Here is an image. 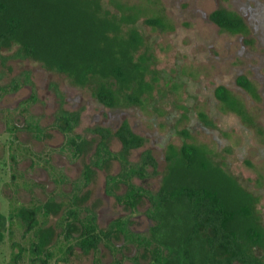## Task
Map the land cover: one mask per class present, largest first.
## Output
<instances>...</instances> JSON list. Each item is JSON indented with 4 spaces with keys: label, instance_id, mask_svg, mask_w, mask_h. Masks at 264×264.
<instances>
[{
    "label": "rangeland",
    "instance_id": "rangeland-1",
    "mask_svg": "<svg viewBox=\"0 0 264 264\" xmlns=\"http://www.w3.org/2000/svg\"><path fill=\"white\" fill-rule=\"evenodd\" d=\"M94 1L115 20L116 32L127 38L128 66L136 74L122 86L115 78L107 81L111 106L97 100L91 85L73 84L64 72L47 69L35 59L0 63V85L20 82L16 90L0 92V264H31L27 248L33 231L24 232L28 220L15 212L41 203L49 208L46 219L37 214L38 222L45 220L38 234L52 254L46 264H92L95 257L103 263L120 259V264H135L134 256L140 264L149 260L148 253L120 234L96 251L75 245L67 250L56 224L76 193L78 205L96 213L100 228L126 218L132 232L148 234L153 221L144 214L145 199L131 210L105 193V175L119 170L116 160L92 167L87 184L79 181L100 139L87 129L110 131L107 147L117 151L120 142L113 131L123 120L144 140L128 159L137 161L148 149L156 160V173L133 182L156 190L181 146H194L211 168L218 167L243 192L248 221L259 236L250 250L264 261V0ZM216 9H223L237 25L222 27L211 21L209 14ZM15 48L12 44L1 52L7 55ZM24 71L30 83H23ZM240 77L244 84L237 82ZM217 87L224 88L223 98L216 95ZM132 91L138 97L128 101L126 94ZM59 106L79 111L74 133L84 138V147L78 157L62 149L64 137L52 125ZM29 114L42 127L40 138L25 127ZM21 247L25 250L14 262Z\"/></svg>",
    "mask_w": 264,
    "mask_h": 264
},
{
    "label": "trees",
    "instance_id": "trees-1",
    "mask_svg": "<svg viewBox=\"0 0 264 264\" xmlns=\"http://www.w3.org/2000/svg\"><path fill=\"white\" fill-rule=\"evenodd\" d=\"M209 19L222 27H234L238 21L216 9ZM147 23L157 24L154 19ZM117 23L101 10L94 0H0V63L10 58H31L47 69L64 72L71 83L91 85L96 98L105 106L114 102L107 81L115 78L121 86L127 77L136 79L129 69V43L127 38L116 32ZM16 45L7 55L2 50ZM133 66V64H131ZM23 83L29 82L27 71L21 73ZM237 82L245 83L244 77ZM20 85L17 79L0 85V92L14 91ZM215 93L223 98L225 90L217 87ZM128 101L137 99V91L126 94ZM34 99V97H32ZM79 111L66 110L59 106L52 125L62 133V149L71 157H78L84 147V138L74 133ZM37 118L29 114L25 118L26 128L34 137L40 138L42 127ZM98 133L100 139L94 147L92 157L83 166L80 180L87 184L92 167H102L108 160H116L119 170L106 174L105 193L134 210L140 199L148 203L144 214L153 221L148 234L132 232L128 219L117 218L106 228L97 225L96 213L78 205V195L73 193L71 202L63 209L56 224L67 250L72 245L80 249L98 250L99 244L106 245L114 235H122L136 249L148 253L149 260L143 264H264L250 250L259 236L249 223V209L243 201V192L234 181L218 167L211 168L208 160L194 146L183 144L178 156L167 165L163 180L156 190L137 185L133 178L144 179L156 173V160L148 149H143L137 161H130L128 153L143 145V138L136 136L126 120L119 123L113 135L119 140L120 148L111 151L106 144L110 131L102 127L87 129ZM151 168V172L148 171ZM187 175V177H185ZM124 186L121 193L115 191ZM49 208L46 203L29 207L20 206L15 215L28 220L24 232L33 231L34 239L28 246L29 261L46 264L52 254L43 237L38 234L45 220L37 221V214L44 218ZM78 231L75 236L73 232ZM1 238V234H0ZM70 240H74L70 243ZM21 247L13 260L21 257ZM135 264H140L133 257ZM120 259L103 263L98 257L92 264H120Z\"/></svg>",
    "mask_w": 264,
    "mask_h": 264
}]
</instances>
